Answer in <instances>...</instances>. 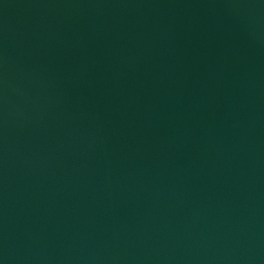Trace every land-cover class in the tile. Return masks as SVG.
Segmentation results:
<instances>
[{
    "label": "water",
    "instance_id": "95a60500",
    "mask_svg": "<svg viewBox=\"0 0 264 264\" xmlns=\"http://www.w3.org/2000/svg\"><path fill=\"white\" fill-rule=\"evenodd\" d=\"M0 264H264V0H0Z\"/></svg>",
    "mask_w": 264,
    "mask_h": 264
}]
</instances>
